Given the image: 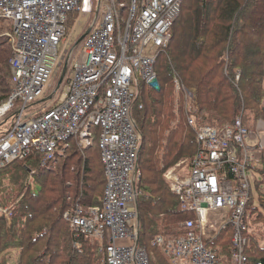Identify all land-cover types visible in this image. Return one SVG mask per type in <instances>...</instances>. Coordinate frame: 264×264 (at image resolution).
<instances>
[{
    "label": "built area",
    "instance_id": "2783aa9c",
    "mask_svg": "<svg viewBox=\"0 0 264 264\" xmlns=\"http://www.w3.org/2000/svg\"><path fill=\"white\" fill-rule=\"evenodd\" d=\"M182 1L130 0L122 25L115 0H99V7H104L99 25L90 28L77 55L73 47L60 58L57 47L66 36L68 16L81 12L82 0H0V19L11 26L7 35L12 50L10 91L0 117L14 103L20 104L10 129L0 137V169L18 161L32 174L36 166L62 153L63 142L74 137L85 144L89 127H98L105 176L101 205L75 204L64 218L71 230L101 245L104 264H149L146 249L138 246L140 135L131 108L139 84L154 91L160 88L155 60L169 44V29ZM65 63L58 100L44 105L38 115L26 114L27 105L41 103L44 97L51 96L47 103L52 99V94L47 96L48 84ZM174 92V110L183 97L186 121L194 127L190 92L178 79ZM263 131L257 124L255 131L248 132L239 120L222 129L199 126L197 151L185 168L187 174L180 177L174 168L165 173L181 210L193 214L180 224L184 234L157 235L152 240L172 264H216V254L206 242L227 228L231 264L247 263L244 249L249 235L256 233L257 217L246 207L250 176L261 168ZM10 207L0 201V215L8 219Z\"/></svg>",
    "mask_w": 264,
    "mask_h": 264
},
{
    "label": "trees",
    "instance_id": "16d2710c",
    "mask_svg": "<svg viewBox=\"0 0 264 264\" xmlns=\"http://www.w3.org/2000/svg\"><path fill=\"white\" fill-rule=\"evenodd\" d=\"M115 4L124 25L130 0H115ZM77 16L78 12L69 14L65 29ZM10 30L0 19V105L9 96L6 81L10 79L12 50L6 32ZM169 36L168 46L157 54L154 64L159 90L139 84L131 108L140 135L138 246L146 249L149 264H172L152 240L157 235L184 234L180 224L193 218L192 213L181 210L164 175L171 168L178 173L188 167L197 151L196 128L222 129L239 120L244 129L253 132L258 120L264 122V0H183ZM60 73L61 69L55 74L56 84ZM175 79L192 96L194 127L186 121L183 97L174 111ZM44 105V101L29 104L26 111L38 115ZM19 109L20 104L14 103L2 115L0 137L10 129ZM99 134L98 127L90 126L85 144L74 137L68 139L60 145L61 154L36 166L32 174L18 161L0 169V187L11 184L18 174L24 177L21 197L10 207L9 218L0 215V254L2 247L20 249L18 264H104L101 245L71 230L64 218L75 204L83 208L101 205L105 176ZM260 165L255 171L262 179L254 182L255 192L264 182V149ZM251 198L250 191L246 209L262 223L264 216L261 211L255 213ZM258 203L264 212L261 195ZM254 234L249 235L250 243L244 249L246 264H264V241ZM230 240L227 228L206 242L216 254V264H231Z\"/></svg>",
    "mask_w": 264,
    "mask_h": 264
},
{
    "label": "rangeland",
    "instance_id": "374dc122",
    "mask_svg": "<svg viewBox=\"0 0 264 264\" xmlns=\"http://www.w3.org/2000/svg\"><path fill=\"white\" fill-rule=\"evenodd\" d=\"M87 1L91 2V5L89 4V6H87L86 5ZM92 2H93V7H92ZM103 12H104V7L103 6L99 7V0H82L81 12L78 13L77 18L72 21V24L66 27V36L64 40L60 42L57 47V52L60 58L63 56L64 51L69 52L74 47V45L77 43L79 38L86 31H88L90 28L95 29L99 25ZM121 18L122 20H124L125 15L121 14ZM6 34H8V32H6ZM82 44H83V41H81L76 46V49H75L76 55L81 51ZM70 66L71 65H69L68 67ZM55 78L56 76L54 77L53 75L48 84V89H47V86L45 88V90L46 89L49 90L47 91V93L50 92L53 96L52 99L48 103L44 101V103L49 104V105H52L54 101H57L58 96L62 92L63 82L61 83L60 87L56 91L55 89H56L57 84L54 81ZM6 84L8 86V90L10 91L9 81H6ZM42 100H47V97H44ZM6 101L2 102L0 107L3 104H5ZM29 113H30L29 111H26V114H29ZM0 118H2V116ZM257 122L259 124V129L264 130V124H263L264 122L262 123L261 120H258ZM176 123H178L177 120H176ZM262 134L264 136V131L262 132ZM21 165L23 166V164ZM177 174H179L180 177H183L184 175L187 174V170L185 169L180 170ZM164 179H165V175H164ZM260 179H262V177L257 172H253L250 176V187H251V193L253 196L251 200L253 203V207L256 209L255 213H258L261 211L262 215L264 216L263 208L258 203V195H261V197L264 198V182L260 183V184H263L261 186L262 190L260 189V186L257 192H255L254 190V182L256 180L259 181ZM23 181H24V177L19 176L18 174L17 179L12 181L11 184L6 183V185H3L0 187V201L3 207H10L16 201H18V199L21 197V194H22ZM165 182H166L167 187L169 188L166 179H165ZM257 222L258 220L256 221V226H255L256 233L255 234L257 235V238L259 241H264V222L262 223H257ZM8 225H9V222H7V227ZM20 252H21L20 249H4L2 247V251L0 254V264H18Z\"/></svg>",
    "mask_w": 264,
    "mask_h": 264
},
{
    "label": "water",
    "instance_id": "95a60500",
    "mask_svg": "<svg viewBox=\"0 0 264 264\" xmlns=\"http://www.w3.org/2000/svg\"><path fill=\"white\" fill-rule=\"evenodd\" d=\"M90 30V29H89ZM89 30L88 31H86L80 38H79V40L77 41V43L74 45V47L75 46H77L86 36H87V34L89 33ZM66 70H67V64L65 63L63 66H62V69H61V73H60V77H59V79H58V82H57V85H56V89L55 90H57L59 87H60V85H61V83H62V81H63V78H64V75H65V72H66ZM51 98V96H49V97H47V100L48 99H50ZM41 101H46V100H41ZM136 208H137V205H136ZM138 218V217H137Z\"/></svg>",
    "mask_w": 264,
    "mask_h": 264
},
{
    "label": "crops",
    "instance_id": "0c3cea01",
    "mask_svg": "<svg viewBox=\"0 0 264 264\" xmlns=\"http://www.w3.org/2000/svg\"><path fill=\"white\" fill-rule=\"evenodd\" d=\"M89 4L91 5V2L87 1L86 5L89 6ZM92 7H93V2H92Z\"/></svg>",
    "mask_w": 264,
    "mask_h": 264
},
{
    "label": "bare ground",
    "instance_id": "6f19581e",
    "mask_svg": "<svg viewBox=\"0 0 264 264\" xmlns=\"http://www.w3.org/2000/svg\"><path fill=\"white\" fill-rule=\"evenodd\" d=\"M179 110H181V109H179ZM174 111H175V110H174ZM180 112H182V111H180ZM180 112H179V113H180ZM180 115H181V114H180ZM180 115H179V116H180Z\"/></svg>",
    "mask_w": 264,
    "mask_h": 264
}]
</instances>
